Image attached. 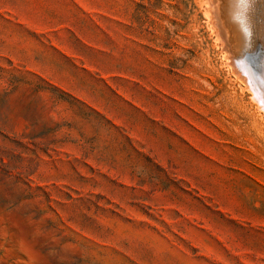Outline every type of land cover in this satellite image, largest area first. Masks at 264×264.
<instances>
[{"label":"rangeland","instance_id":"obj_1","mask_svg":"<svg viewBox=\"0 0 264 264\" xmlns=\"http://www.w3.org/2000/svg\"><path fill=\"white\" fill-rule=\"evenodd\" d=\"M219 3L0 0V264H264Z\"/></svg>","mask_w":264,"mask_h":264},{"label":"bare ground","instance_id":"obj_2","mask_svg":"<svg viewBox=\"0 0 264 264\" xmlns=\"http://www.w3.org/2000/svg\"><path fill=\"white\" fill-rule=\"evenodd\" d=\"M219 1L217 8V18L221 23L219 31L225 36L230 56L233 55L230 64L233 67L238 66L247 74L251 95L259 109L264 112V0H243V6L241 0ZM245 27L248 31L247 36L243 32ZM258 46L262 49L259 60L261 72L256 74L245 61V56L253 53ZM236 56L240 58L237 59Z\"/></svg>","mask_w":264,"mask_h":264},{"label":"water","instance_id":"obj_3","mask_svg":"<svg viewBox=\"0 0 264 264\" xmlns=\"http://www.w3.org/2000/svg\"><path fill=\"white\" fill-rule=\"evenodd\" d=\"M261 56H262V49L260 48V46H258L257 49L253 53L247 54L245 56V61L248 63V65L252 68V70L256 74L261 72L260 71L261 66L259 64V60L261 59Z\"/></svg>","mask_w":264,"mask_h":264},{"label":"snow or ice","instance_id":"obj_4","mask_svg":"<svg viewBox=\"0 0 264 264\" xmlns=\"http://www.w3.org/2000/svg\"><path fill=\"white\" fill-rule=\"evenodd\" d=\"M241 5L243 6V0H241ZM243 32H244V35L247 36L248 35V31H247V28H243Z\"/></svg>","mask_w":264,"mask_h":264}]
</instances>
